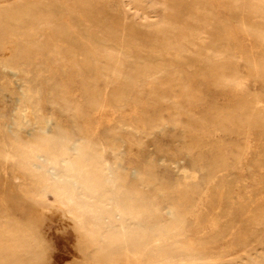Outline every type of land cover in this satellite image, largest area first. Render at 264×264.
<instances>
[{
    "label": "rangeland",
    "instance_id": "1",
    "mask_svg": "<svg viewBox=\"0 0 264 264\" xmlns=\"http://www.w3.org/2000/svg\"><path fill=\"white\" fill-rule=\"evenodd\" d=\"M40 1L58 2L57 17L38 20L33 38L12 33L0 57L19 70L11 87L22 76L40 124L42 95L56 120L55 152L37 173L51 165L56 177L76 179L78 203L104 216L79 209V218L73 203L22 193L30 174L19 180L11 168L30 136L17 148L5 140L14 101L0 88V264H264V0H109L112 9ZM166 7L174 22L200 16L156 36L149 29ZM110 26L123 30L120 45ZM86 125L94 158L80 164L69 143L83 142Z\"/></svg>",
    "mask_w": 264,
    "mask_h": 264
},
{
    "label": "bare ground",
    "instance_id": "2",
    "mask_svg": "<svg viewBox=\"0 0 264 264\" xmlns=\"http://www.w3.org/2000/svg\"><path fill=\"white\" fill-rule=\"evenodd\" d=\"M92 1L106 2L107 6L110 9H112L113 7L112 4H110L109 0H92ZM234 1H238V0H234ZM58 9L59 6H58V2L56 1H50L47 3L45 2L41 3L40 0L29 1V2L14 1V3L11 6H9L6 2L2 4L0 1V54H3L4 56L11 52L12 43L9 37L12 33H16L19 36L33 38L38 34L36 27L38 20L41 19L54 20L57 17ZM164 11H165V18L162 24L157 27L153 26L150 29L147 28L149 29L150 32L154 33L156 36L163 35L166 30L174 28L177 25L178 28L179 26L183 28H188V24H189L188 21H196L200 16L199 12H194V13L189 12L186 14L185 22L178 23V22H174L171 18V16L175 12L174 8L166 7ZM65 26L63 24L57 25V31L64 38H69L72 40L73 38H71L67 34V28ZM109 29L112 36L115 37L116 43L120 45L122 43L123 37L125 36L123 30L118 29L114 26H110ZM189 30L192 31V29ZM118 35L122 36V39L117 40ZM156 40L157 39H155V41ZM160 45L162 44L160 43ZM3 59L4 57L3 58L0 57V70L3 74L2 78H7L8 82L7 83L2 82L0 84V88L2 91L10 90L11 94H7V96L11 97L12 100L14 101V106H13L14 118H13V122L6 123L5 140L8 139L10 144L17 148L20 145L22 137L30 136V144L24 147V149L20 152L18 159L15 160L14 162L15 164L11 168V172L13 176L19 180L24 179L22 176L23 172H29L30 174V182H20L19 184V188L21 189L22 193L23 194L25 193L28 196L47 198L50 201L55 200L60 203H73L74 209L69 212L73 213L75 216L80 218L79 209H83L87 212H90L97 219H100L102 216H104V213L101 210H96L92 206L78 203L77 196L74 190V184L76 183V179H72L70 181V180H62L56 177L54 168L51 165H49V167H46L47 169L46 175L37 173L39 172L40 168L44 166V163L51 162V157L49 156V154L55 152L54 149L52 147L49 148L48 145L50 143H53L54 141L58 142L56 140H59L56 136V131H55L56 120L54 116H49L46 114V110L43 106L44 97L42 95L38 103V107H39L38 111L42 113V117H43V124H40V122L38 121L35 115L37 110L33 106L32 101L28 97V93L30 89L24 86V80L22 76L18 77L20 79V83L16 87L17 89L11 87L13 83V79L11 77L16 76L19 73V70L12 67L10 63H8L7 61H3ZM80 59L84 66L88 67L90 65L89 58L87 54L84 52V50H81ZM147 69H149L148 66L143 67L144 71H146ZM125 87L127 86L125 85ZM133 88L134 86L132 87V89ZM124 93L125 90H122L118 94H113L112 96L114 101H120V98ZM99 117L101 118L102 116L100 115ZM15 127H17L18 130L15 129ZM91 130L92 128L86 125L85 126L86 137L84 138L83 142L77 143L75 141H71L69 143L70 151L77 152L75 158L78 160L80 164H82L84 158L91 161H93L94 158L93 150H91L90 148V145L92 146V144L89 139L90 135H93ZM0 132H3V130L0 129ZM124 144L126 145V143ZM59 145L60 146H58V151L60 152V155L58 157L60 160L66 161L64 155L66 154V151L68 149L67 141H63L60 139ZM3 147L6 151L5 160L6 162H8L11 160L12 155L6 149L8 147L7 142L5 141L3 142ZM122 161L123 158L120 159L119 167L124 168V170H128L129 176L138 175L139 168L137 166H133V167L122 166ZM4 173L7 175L5 170ZM109 173L113 177H115L116 174L118 173V170L115 171V169L109 168ZM114 205L116 210V216L118 218H122L124 215L123 210L117 205V203H115V201H114ZM69 207L70 206H68V209L70 210ZM125 257L128 260L130 257L132 258L129 252L126 253ZM132 262L133 261H131L130 263L128 262V264H132Z\"/></svg>",
    "mask_w": 264,
    "mask_h": 264
}]
</instances>
